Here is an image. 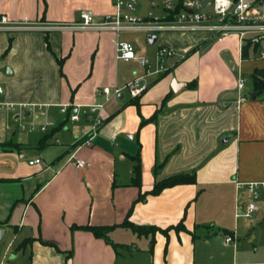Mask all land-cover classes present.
I'll return each mask as SVG.
<instances>
[{
	"label": "crops",
	"instance_id": "crops-1",
	"mask_svg": "<svg viewBox=\"0 0 264 264\" xmlns=\"http://www.w3.org/2000/svg\"><path fill=\"white\" fill-rule=\"evenodd\" d=\"M82 11L103 16L115 7L0 0V17L10 21L70 24ZM156 36L158 50L177 55L149 81L138 61L116 58L112 33L0 31V230L6 236L12 227L18 241L0 264H264V189L237 188L264 182V91L238 88L245 68L264 69V59L252 61V50L243 58L235 35ZM145 50L140 44L139 54ZM133 62L144 73L130 74ZM138 78L147 83L138 105L127 90L108 102L96 94ZM97 103L107 121L85 143L79 126L89 127L88 106ZM77 112L81 120L70 121ZM33 120L34 131L21 129ZM46 121L55 125L42 131ZM137 157L141 188L132 183ZM37 158L41 164H29ZM75 158L91 166L79 169ZM188 174L194 183L139 199L157 181ZM249 202L257 205L251 218L243 215ZM125 223L155 231L139 235ZM86 226L110 229L102 238Z\"/></svg>",
	"mask_w": 264,
	"mask_h": 264
},
{
	"label": "built area",
	"instance_id": "built-area-1",
	"mask_svg": "<svg viewBox=\"0 0 264 264\" xmlns=\"http://www.w3.org/2000/svg\"><path fill=\"white\" fill-rule=\"evenodd\" d=\"M140 0H113L115 11L112 14L96 16L91 11H82L78 21L70 24H43L27 20L10 21L7 16L0 17V31L40 30L49 31L56 28H70L72 30L109 32L114 34L113 42L116 48V58L124 62L138 61L142 68L149 71L150 61L138 52V47L127 41L120 40L122 32L141 31L147 34L163 32H203L209 34L217 42H222L231 35H235L239 42V51L243 57L246 50H255L260 58L264 59V48L259 49L260 41L264 39V0H148L147 10L144 14L138 13ZM177 55L176 49L161 47L158 50L157 69L155 73H164L168 70V59ZM244 58V57H243ZM143 78L135 79L123 87H108L98 89L97 96H105L106 102L128 91L133 98L139 97L147 88V83L139 87L137 82ZM245 78L238 80L240 90L245 87ZM69 106H64L62 112H67ZM104 103L88 106L89 127L79 126L81 138L85 143L97 133L107 121L103 114ZM70 121L79 122L80 115L72 113ZM55 125L52 121L41 124L42 131H47ZM22 130L34 131L36 120L20 124ZM42 159L29 161L30 165L41 164ZM74 165L79 168L90 167L91 163L81 158L74 159ZM246 187L249 194H257L258 189H264V182L237 183V188ZM257 209L256 202H249L244 216L251 218ZM225 242L234 244L233 236H226Z\"/></svg>",
	"mask_w": 264,
	"mask_h": 264
},
{
	"label": "rangeland",
	"instance_id": "rangeland-1",
	"mask_svg": "<svg viewBox=\"0 0 264 264\" xmlns=\"http://www.w3.org/2000/svg\"><path fill=\"white\" fill-rule=\"evenodd\" d=\"M176 2L178 0H175ZM146 2L147 0H140L139 1V6H138V12H140L141 14H144L143 12L146 11ZM139 13V14H140ZM156 35H158L160 37L161 33H156ZM120 40L121 41H129L133 44H135L138 48H140V44L142 46L145 47V52L143 53V57H147L149 58V61H151L150 63H152L151 65V70H144L145 73H147L148 75V80H152L155 79L157 76L154 75V71L156 70V64L158 61V48L161 42V39L158 40L157 42H155L153 45L149 44L148 42V34L147 33H143V32H123L120 34ZM264 48V39H262L260 41V47L259 49ZM250 55L252 56L251 60L252 61H257L259 60V55L257 52H255V50H252L250 52ZM250 61V62H252ZM137 62V61H136ZM248 66H253L255 63H247ZM248 67H246L245 71H244V78L246 80L245 82V87H247V89L251 90L253 88V70L249 71L247 69ZM127 71L132 74L133 72L136 73H144L142 71V69L139 67V65L137 63H131L130 67L127 68ZM126 71V74L128 73ZM151 71V72H150ZM149 72V73H148ZM253 90V89H252ZM5 230V229H4ZM16 235L14 233V230L12 229V227L8 228V234L6 236H4V238L0 241V256L6 252L7 250H9L10 248L14 251L16 250L17 246H18V241L16 240ZM11 250V251H12Z\"/></svg>",
	"mask_w": 264,
	"mask_h": 264
},
{
	"label": "trees",
	"instance_id": "trees-1",
	"mask_svg": "<svg viewBox=\"0 0 264 264\" xmlns=\"http://www.w3.org/2000/svg\"><path fill=\"white\" fill-rule=\"evenodd\" d=\"M247 55H248V52L245 50L243 53V57L247 58ZM59 64L61 66L62 61H59ZM252 77H253V84H254V89H253L254 93L259 94L263 92L264 91V69H256ZM137 98L138 97L133 98V101H132L136 105H138V102L136 101ZM153 119H155V117ZM145 123L146 121H142L141 126L144 125ZM135 161L136 163L134 165V178H133L132 183L133 185H136L139 188H141L142 170H141L140 158L137 157ZM194 182H195L194 174L172 176V177L163 179L161 181H157L149 191L145 193L141 192L139 199H145V197L148 194L158 195L166 188H171L176 185L189 184V183H194ZM124 225L127 227H130L134 232L138 233L139 235H143V234L151 233L155 231V228L153 227L147 228V227L138 226V225L129 224V223H125ZM180 226L182 227V224H180L179 226L177 225L175 228L178 229L180 228ZM85 228L93 232L95 236L102 237V238H107V231L110 229V228L98 227V226H86ZM115 246L118 247V245L116 244Z\"/></svg>",
	"mask_w": 264,
	"mask_h": 264
},
{
	"label": "water",
	"instance_id": "water-1",
	"mask_svg": "<svg viewBox=\"0 0 264 264\" xmlns=\"http://www.w3.org/2000/svg\"><path fill=\"white\" fill-rule=\"evenodd\" d=\"M156 40H157V36L156 35H154V34H149L148 35V42H149V44H154L156 42ZM145 83H146V79H141V80H139L137 82V84H138L139 87H142L143 85H145ZM176 85L179 86L180 84L177 83ZM176 85L173 84L172 87H173V90L177 92ZM251 95L254 96V94H251ZM4 233H5L4 230H0V241L3 239Z\"/></svg>",
	"mask_w": 264,
	"mask_h": 264
}]
</instances>
